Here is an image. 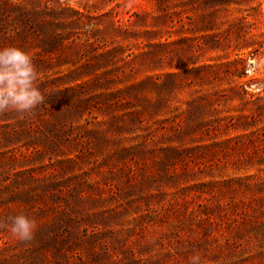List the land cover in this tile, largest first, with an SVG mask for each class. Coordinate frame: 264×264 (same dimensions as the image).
Wrapping results in <instances>:
<instances>
[{
  "label": "rangeland",
  "instance_id": "rangeland-1",
  "mask_svg": "<svg viewBox=\"0 0 264 264\" xmlns=\"http://www.w3.org/2000/svg\"><path fill=\"white\" fill-rule=\"evenodd\" d=\"M10 1L45 102L0 114V264H264V0Z\"/></svg>",
  "mask_w": 264,
  "mask_h": 264
},
{
  "label": "clouds",
  "instance_id": "clouds-1",
  "mask_svg": "<svg viewBox=\"0 0 264 264\" xmlns=\"http://www.w3.org/2000/svg\"><path fill=\"white\" fill-rule=\"evenodd\" d=\"M93 25L84 26L92 31ZM37 69L31 55L15 45L0 48V114L15 111L21 118L31 114L45 96L36 85ZM8 228L11 234L22 242L34 238L36 222L24 213L8 217V222L0 223V228ZM190 264H201L198 254L190 257Z\"/></svg>",
  "mask_w": 264,
  "mask_h": 264
},
{
  "label": "trees",
  "instance_id": "trees-1",
  "mask_svg": "<svg viewBox=\"0 0 264 264\" xmlns=\"http://www.w3.org/2000/svg\"><path fill=\"white\" fill-rule=\"evenodd\" d=\"M5 1L8 2V3L11 2L10 0H5ZM7 8H11V7L8 6ZM12 8L14 9V8H19V7H17L15 5V6H12ZM86 11H88V9H85L84 12H86ZM84 12L78 11V13L81 14V15H83ZM116 29L119 30V31H123V28L120 27L119 25L116 27ZM102 56H106L105 53H102ZM139 86H141V83H139L137 85L130 86L129 89H127V90H129V91H135L137 88H139Z\"/></svg>",
  "mask_w": 264,
  "mask_h": 264
}]
</instances>
